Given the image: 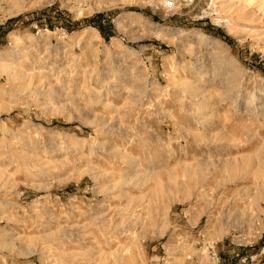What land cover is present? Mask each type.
<instances>
[{
  "label": "rangeland",
  "instance_id": "rangeland-1",
  "mask_svg": "<svg viewBox=\"0 0 264 264\" xmlns=\"http://www.w3.org/2000/svg\"><path fill=\"white\" fill-rule=\"evenodd\" d=\"M219 1L0 9V60L33 76H0V142L24 166L0 192V264L94 258L103 235H126L125 264H264V0Z\"/></svg>",
  "mask_w": 264,
  "mask_h": 264
},
{
  "label": "bare ground",
  "instance_id": "bare-ground-1",
  "mask_svg": "<svg viewBox=\"0 0 264 264\" xmlns=\"http://www.w3.org/2000/svg\"><path fill=\"white\" fill-rule=\"evenodd\" d=\"M219 1V0H218ZM253 0H220L219 2L221 3V6H223V5H225V4H227V5H229V8H232V7H234L235 9H238V10H243V9H245V7H242L241 5L242 4H246V5H250L251 4V2H252ZM31 2H33V0H0V9H4V8H8V10H9V13L10 14H19L21 11H23V10H25V9H28V7L31 5H29V3H31ZM29 5V6H28ZM1 6H4V7H1ZM30 8V7H29ZM254 14V13H253ZM261 33V32H260ZM264 35V34H263ZM195 37H196V39L199 41L203 36L202 35H195ZM264 37V36H263ZM263 39V38H262ZM14 45V44H13ZM26 50V49H25ZM27 51V50H26ZM30 51V50H29ZM26 53H28V52H26ZM34 53V52H33ZM24 54V53H23ZM42 56V55H41ZM198 56H202V55H198ZM197 56V57H198ZM24 57H26V56H24ZM34 57V56H33ZM10 59V58H9ZM27 59V58H26ZM26 59L24 58V59H21V57L19 58V59H17V61H12L11 62V60H6V58H5V60H0V76H3L4 77V79L6 80V83L9 85V86H15V84H19V83H22V84H24V85H27V84H29V82H31V80L33 79V76H31V75H29L28 73H26V71L28 72V70H30L28 67V70H24V71H20L22 68H20L21 67V64L20 63H22L23 61H26ZM27 60H29V59H27ZM32 60H33V58H32ZM35 60V59H34ZM36 60H38V59H36ZM10 61V62H9ZM29 62V61H28ZM28 62H24V63H28ZM33 63H35V62H33ZM29 64H32V63H30L29 62ZM41 64V63H40ZM22 65H24V64H22ZM40 66V65H39ZM46 67V66H45ZM203 67H204V65H203ZM31 71V70H30ZM29 71V72H30ZM34 72V71H33ZM193 72V71H192ZM48 73V72H47ZM50 73H51V71H50ZM198 73V72H197ZM197 73H195L196 75H197ZM37 74V73H36ZM46 78V77H45ZM51 79V78H50ZM111 80V79H110ZM42 83L44 84V81L41 79H39V81H37L36 82V86H42ZM192 83V82H191ZM190 83V84H191ZM22 84H21V86H22ZM50 84H48V86H49ZM192 86L190 87L191 89H192V98H193V101H199V99H200V97H201V94L203 93V91H200V89H199V81H197L196 80V83H192L191 84ZM19 86V85H18ZM47 86V87H48ZM17 87V86H16ZM24 87V86H23ZM26 87V86H25ZM188 87V86H187ZM39 88V87H38ZM184 88V87H183ZM12 89V88H11ZM22 89V88H21ZM16 90V89H15ZM19 90V89H18ZM17 90V91H18ZM1 91V90H0ZM185 91H187V90H185ZM97 93V92H96ZM130 93V92H129ZM10 95V94H9ZM8 95V96H9ZM203 98V97H202ZM204 101V100H203ZM200 102V101H199ZM206 102H208V101H206ZM206 102H204V103H206ZM198 105H195V106H197V108H198V106H199V103H197ZM201 105V104H200ZM210 106V105H209ZM212 106H213V103H212ZM216 106V105H215ZM205 107V106H204ZM203 117V116H202ZM198 118V117H197ZM102 128V127H101ZM1 135V134H0ZM0 141H1V139H0ZM3 141V140H2ZM4 142V141H3ZM3 142H0V192L2 191V189L5 187V186H7L8 184H9V176H10V173L8 172L9 171V168H12L14 171H18V170H20V169H22V167H24L23 165H21L20 163V159H22L21 158V156H22V154L21 155H17V156H15V154H13L15 151H14V149L13 148H10L9 146H7V148L9 147L10 149H7L5 146H3V145H5ZM7 142V141H6ZM75 145V144H74ZM12 146V145H11ZM70 146V145H69ZM71 147H73V146H71ZM70 147V148H71ZM4 148H6V149H4ZM69 148V149H70ZM72 149V148H71ZM8 151V154H7V156H6V154H5V156L7 157V159L4 161V162H2L3 160H4V156H3V152H6V151ZM16 150V149H15ZM264 150V149H263ZM14 151V152H13ZM18 152V151H17ZM16 153V152H15ZM19 153V152H18ZM115 153V152H114ZM40 155H42V154H40ZM2 156L4 157V158H2ZM10 156V157H9ZM52 156V155H51ZM129 156V155H128ZM128 156H127V158H128ZM9 157V158H8ZM34 157V156H33ZM32 157V158H33ZM43 157V156H42ZM81 157H84V156H81ZM25 158H27V157H25ZM31 158V159H32ZM45 158V157H44ZM130 158V157H129ZM128 158V159H129ZM155 158V157H154ZM154 158L153 157H151L149 160H147L146 162H145V167H147V166H150V165H152L154 162H155V160H154ZM3 159V160H2ZM33 159H35V158H33ZM98 159V158H97ZM119 159V158H118ZM136 159V158H135ZM36 160H37V158H36ZM46 160V159H45ZM86 160H87V158H86ZM85 159H84V161H86ZM133 160V162H135L134 161V158L132 159ZM125 161H126V159H125ZM128 161L129 160H127V164H129L128 163ZM33 162H34V160H33ZM43 162V161H42ZM123 162V161H122ZM130 162V161H129ZM133 162H132V164H133ZM138 162V161H137ZM137 162H135L134 164H135V166L136 167H138L139 166V164L137 163ZM124 163V162H123ZM23 164V163H22ZM26 164V163H25ZM39 164H42V163H39ZM38 164V165H39ZM47 164V163H46ZM131 164V163H130ZM133 164V165H134ZM36 165V164H35ZM37 165V166H38ZM60 165V164H59ZM225 165V164H224ZM29 166H31V165H29ZM34 166V165H33ZM47 166H48V164H47ZM47 166H46V168H47ZM62 166H64L63 164H62ZM32 167V166H31ZM36 167V166H35ZM65 167V166H64ZM64 167H62V168H64ZM40 168V167H39ZM45 168V167H44ZM43 168V169H44ZM60 168V167H59ZM11 169V170H12ZM49 169V168H48ZM52 169V168H51ZM56 169V168H55ZM134 169H135V167H134ZM138 169V168H137ZM33 170V169H32ZM139 170V169H138ZM142 170V169H141ZM30 171V170H29ZM44 171H46V170H44ZM54 171V170H53ZM52 171V172H53ZM135 171V170H134ZM140 171V170H139ZM143 171V170H142ZM39 172H41V171H39ZM48 172V171H47ZM55 172V171H54ZM137 172V171H136ZM147 172V171H146ZM149 172V171H148ZM51 173V172H50ZM134 173V172H133ZM139 173V172H138ZM54 174V173H53ZM55 174H56V172H55ZM135 174V173H134ZM133 174V175H134ZM140 174V173H139ZM139 174H135V176L136 175H139ZM57 175V174H56ZM82 175V174H81ZM140 175H142V174H140ZM153 174H150V172H149V174L147 173V174H145V172H144V174H143V176H142V179H144V180H146V179H148V178H150L151 176H152ZM132 176V175H131ZM46 177V176H45ZM44 177V178H45ZM93 177V176H92ZM129 177V176H128ZM134 177V176H133ZM132 177V178H133ZM137 177V176H136ZM54 178V177H53ZM97 178V177H96ZM105 178V177H104ZM71 179V178H70ZM5 189V188H4ZM75 236H77V237H75ZM74 237L76 238H73V240L72 241H66V243H68V244H71V245H73V246H75L76 245V247H77V245H81V247H82V243H81V241H79V239H81V238H79L81 235H75ZM94 236V235H93ZM102 236V235H101ZM105 238H104V237ZM102 237H103V239H104V244H102L103 246H106L105 248H108L107 249V251H104V252H102V250H97L98 252H97V254L95 255V257L93 258V255L91 256V255H89V257L86 259V260H82V261H77L76 259V261L74 260V262L72 263V264H89L90 262H92V261H94V260H96L95 262H97V264H111L110 263V261L111 260H114V262L115 263H113V264H125L126 262H128V258L130 257L129 256V254H128V258H126L125 257V253L127 252H125L124 253V248H122V247H120V244H121V242H123V239L121 240V238L122 237H125L126 235H103ZM72 238V237H71ZM70 239V238H69ZM78 239V240H77ZM96 239V238H95ZM91 242H93L94 243V241H91ZM90 244V243H89ZM92 245V244H91ZM99 246H101V244H98ZM79 246H78V248H79ZM95 246V245H94ZM93 245H92V247H94ZM122 246V245H121ZM91 247V246H90ZM102 247V246H101ZM125 247V246H124ZM83 248H84V246H83ZM83 248H80V249H83ZM95 248H98V246L97 247H95ZM100 248V247H99ZM126 248V247H125ZM124 249V250H123ZM95 250L96 249H93V251L95 252ZM120 250H122V251H120ZM103 253V254H102ZM85 255V254H84ZM103 255H104V258H103ZM80 256V255H79ZM104 259V260H103ZM130 260H131V258H130ZM69 261V260H68ZM102 262V263H101ZM92 264H93V262H92ZM95 264V263H94Z\"/></svg>",
  "mask_w": 264,
  "mask_h": 264
}]
</instances>
